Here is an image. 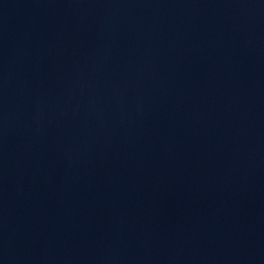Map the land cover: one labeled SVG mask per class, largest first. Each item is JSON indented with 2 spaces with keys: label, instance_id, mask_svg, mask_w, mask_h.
<instances>
[{
  "label": "water",
  "instance_id": "obj_1",
  "mask_svg": "<svg viewBox=\"0 0 264 264\" xmlns=\"http://www.w3.org/2000/svg\"><path fill=\"white\" fill-rule=\"evenodd\" d=\"M0 264H264V0H0Z\"/></svg>",
  "mask_w": 264,
  "mask_h": 264
}]
</instances>
